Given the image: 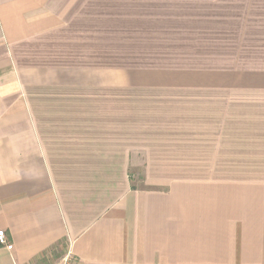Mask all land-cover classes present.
I'll list each match as a JSON object with an SVG mask.
<instances>
[{
  "label": "crops",
  "instance_id": "obj_1",
  "mask_svg": "<svg viewBox=\"0 0 264 264\" xmlns=\"http://www.w3.org/2000/svg\"><path fill=\"white\" fill-rule=\"evenodd\" d=\"M117 25L264 56V0H0V264H264V172L192 169L228 156L101 123L61 53Z\"/></svg>",
  "mask_w": 264,
  "mask_h": 264
},
{
  "label": "rangeland",
  "instance_id": "obj_2",
  "mask_svg": "<svg viewBox=\"0 0 264 264\" xmlns=\"http://www.w3.org/2000/svg\"><path fill=\"white\" fill-rule=\"evenodd\" d=\"M99 39L94 46L98 49L76 52L69 45L61 57L74 68L72 74L82 78L83 92L98 93V107L114 111L115 117H99L102 124L111 118L110 123L132 125L133 130L118 129L115 134L130 135L136 142L143 137L179 141L185 153L182 140L191 137L197 157L228 156L227 163L199 162L189 165L192 169L264 172L261 53L247 46L226 51L219 44L198 43L199 37L127 36L119 25L115 35ZM138 170L130 168L135 176Z\"/></svg>",
  "mask_w": 264,
  "mask_h": 264
},
{
  "label": "built area",
  "instance_id": "obj_3",
  "mask_svg": "<svg viewBox=\"0 0 264 264\" xmlns=\"http://www.w3.org/2000/svg\"><path fill=\"white\" fill-rule=\"evenodd\" d=\"M8 238L7 234L4 230L0 231V243L1 244H7ZM58 264H77L75 255L73 253V250L70 248L68 249L64 255L61 257L60 261Z\"/></svg>",
  "mask_w": 264,
  "mask_h": 264
}]
</instances>
